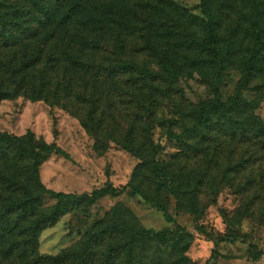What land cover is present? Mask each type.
Returning <instances> with one entry per match:
<instances>
[{"label": "trees", "instance_id": "trees-1", "mask_svg": "<svg viewBox=\"0 0 264 264\" xmlns=\"http://www.w3.org/2000/svg\"><path fill=\"white\" fill-rule=\"evenodd\" d=\"M143 1L145 10L133 19L128 12L106 19L87 0H0V102L23 96L58 106L80 120L100 152L113 142L141 161L124 189L108 183L92 193H56L43 185L40 168L64 153L31 132H0V264H196L186 256L191 237L184 228L146 229L122 203L55 257L40 255L38 240L65 215L123 193L140 197L172 225L169 199L178 213L198 216L201 187L218 177L243 194L264 187V173L260 181L255 176L264 166V121L257 114L264 85L252 100L243 96L256 78L264 79V0H202V17L174 0ZM131 29L146 38L137 53L156 58L159 71L120 57ZM193 69L212 84L214 98L193 107L191 126L176 138V161L161 164L152 137L157 105ZM231 70L241 79L223 101L219 85ZM121 80L126 92L103 96L105 84ZM130 94L131 123L119 140L115 123L105 122L116 121V100ZM104 99L112 105L102 108ZM203 130L193 144L181 139ZM46 197L56 204L45 206Z\"/></svg>", "mask_w": 264, "mask_h": 264}, {"label": "rangeland", "instance_id": "rangeland-1", "mask_svg": "<svg viewBox=\"0 0 264 264\" xmlns=\"http://www.w3.org/2000/svg\"><path fill=\"white\" fill-rule=\"evenodd\" d=\"M87 1L102 18L106 19L126 12L133 19L134 15H137L136 12L145 10L144 2H147ZM174 2L192 15L202 17V0H174ZM131 32L133 35L125 34L120 57L135 60L143 67L159 71L156 58L137 53V48L144 44L146 38L132 29ZM162 37L166 39L164 34ZM204 78L194 69L190 70L186 77L176 84V92L173 91L169 98L159 101L152 137L159 147L157 161L161 164L176 161L175 156L180 148L176 138L185 128L191 126L190 115L193 107L200 101L214 98L212 84L207 83ZM240 79L241 74L237 70L228 71L223 75L219 85L220 98L223 101H227L235 94ZM125 84V80H121L116 86L105 84L103 96L113 93L111 95L115 99L118 92L124 93L128 90ZM260 85H264V79L256 78L248 90L243 92V96L247 100H252L256 88ZM119 100L113 103L118 108L114 110L116 121L107 119L105 123L110 125L112 122L115 123L120 135L117 139L121 140V134L131 123L130 115L133 110L131 106L134 97L130 94L122 97V101ZM107 102L108 99L103 100L102 108L112 105ZM90 112L91 110H87L85 117ZM257 114L264 121V101ZM100 115L101 111L96 112V119L99 120ZM205 131L188 133L180 138L186 143L193 144L204 135ZM0 132L18 137L31 132L36 141L55 144L64 153L52 155L40 168L43 185L56 193L78 195L92 193L108 183L124 189L132 181L134 170L141 162L122 146L113 142L109 143L106 152H100L102 148L96 145L95 139L88 130L71 113L58 106L51 107L45 102H32L23 96L0 102ZM104 137L108 139L107 136ZM177 163L184 164L182 161ZM225 164L226 162L223 163ZM263 173L264 166L255 171L257 181H260L259 175ZM198 200L200 215L196 216L178 213L175 202L170 198L169 210L175 217V224L167 225L163 215L140 197H132L127 193H123L118 198L107 197L89 209H81L65 215L54 227L44 230L38 240V251L42 256L59 255L76 245L85 232L101 220L111 208L122 203L146 229L159 232L166 227L173 231H177L178 227L184 228L191 237L186 256L196 264H264V187H258L257 192L252 189L243 194L226 186L218 177L214 186L201 187ZM55 204L56 201L51 197H46L44 200V205L47 207Z\"/></svg>", "mask_w": 264, "mask_h": 264}]
</instances>
